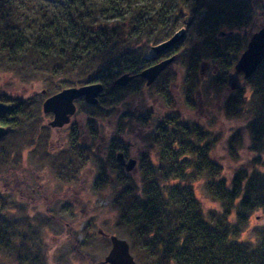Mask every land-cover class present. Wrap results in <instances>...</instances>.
<instances>
[{
  "label": "trees",
  "instance_id": "16d2710c",
  "mask_svg": "<svg viewBox=\"0 0 264 264\" xmlns=\"http://www.w3.org/2000/svg\"><path fill=\"white\" fill-rule=\"evenodd\" d=\"M185 8L188 19L203 12L200 26L205 33H198L202 42L197 48L186 46L194 48L181 58L187 63L186 73L175 74L172 62L152 83L156 98L167 109L150 137L155 161L147 155L137 182L122 174L123 187L115 199L118 224L137 264H264V225L254 238L243 235L253 212L260 211L264 218V59L250 77L242 80L241 88L229 91L223 101L225 115L243 117L247 145L256 153L231 174L225 173L211 153L219 136L205 129L203 123H183L168 111L176 81L185 104H196L201 66L209 55L224 70L230 69L237 49L247 42L239 38L233 43L235 47L223 46L216 43L219 38L214 33L222 24L236 23L243 13L250 18V0H0V72L25 82L40 80L48 84L50 95L71 86L108 84L116 90L113 97L106 98L102 92L97 104L88 105L80 99L78 105L80 112L98 115L102 112L95 110L102 108L99 103L103 98L113 101L106 108L111 113L127 96L138 92H131L134 89L130 86L135 79L142 86L144 80L137 75L142 69L169 54L178 55L174 47L152 59L141 57L151 45L174 33L173 25ZM225 36L231 37L232 32ZM115 62L120 63V69L111 76ZM126 72L134 75L133 79L116 87L114 80ZM221 78L219 87L225 85L226 78ZM2 97L3 137L19 135L29 122L27 129L33 132V112L42 101L30 107L31 102L9 104ZM240 141L238 129L228 139V155L236 154ZM115 149L125 154L118 145ZM76 152L67 163L64 156L52 161L60 178L75 176L80 164L86 162V150ZM110 153L114 165L121 169L112 149ZM16 156L14 146L0 147V167L16 165ZM199 184L210 206L197 197ZM9 224L1 208L2 245L13 242Z\"/></svg>",
  "mask_w": 264,
  "mask_h": 264
},
{
  "label": "rangeland",
  "instance_id": "374dc122",
  "mask_svg": "<svg viewBox=\"0 0 264 264\" xmlns=\"http://www.w3.org/2000/svg\"><path fill=\"white\" fill-rule=\"evenodd\" d=\"M250 3V18L244 17L243 13L239 22L237 20L230 26L222 24L216 27L214 36L219 38L217 44H232L231 47H235L233 43L237 39L247 42L252 33L264 25V1L250 0ZM185 9L181 10L182 16L176 19L172 29L175 32L181 27L185 28L182 40L175 46L178 55L175 54L172 61V70L179 75L186 73L187 63H183L181 58L194 51V48L186 46L190 44L197 48L201 41L198 33H205L200 26L203 12L189 17L185 22L184 16L189 15ZM217 31H230L232 36H218ZM245 47L237 49L228 70H224L223 65L209 57L210 55L206 58L195 91V105L185 104L176 81L172 90L173 104L168 109L176 120L192 125L203 123L205 129L210 133L214 131L219 136L220 140L211 153L224 167L227 175L256 154L247 145L248 134L242 127L243 117L225 115L223 111L224 98L230 91L226 80L224 86L217 85L218 80L223 76L226 78L227 73L232 70ZM142 53L139 56L144 59L154 58L150 48ZM112 65L109 72L111 76H115L120 63ZM135 80L130 89H134L131 92H138L127 96L123 105L117 104L111 113L106 108L113 101H104L102 98L99 104L104 109L95 110L102 113L89 115L79 111L78 104L81 100H76V111L70 122L59 128H51L47 125L51 114L42 113L40 106L33 112V132L27 129L29 122L24 124L19 135L0 139V147L10 145L16 148L15 160L18 161L14 166L8 164L6 166L9 167H0V209H4L13 233L12 243L0 244V264H102L100 262L110 247L108 236L126 239L123 228L118 224L119 210L115 201L123 187L122 174L137 182L141 174V163L147 159V155L155 161L156 151L150 149V137L154 135L156 123L167 111L155 96L156 87L152 84L145 86V81H142L140 87L139 80ZM101 84L102 92H106L104 96L113 97L116 90L108 84ZM49 88L48 84L40 80L25 82L16 76L0 72V99L2 96L6 97L9 104L24 102L26 105L31 102L29 106L32 107L50 95ZM246 90L245 88L244 92ZM238 129L241 140L238 149L234 156L228 155V139ZM117 145L124 149L126 157L136 160V168L132 171L125 172L112 162L110 151L112 149L113 154L116 153ZM154 148L159 149L157 146ZM75 150L77 154L86 150V162L80 164L75 176L71 174L62 179L53 169L52 161H60L64 156L63 162L67 163ZM199 185L197 197L205 206H210L211 202L204 195L202 185ZM260 214V211L251 214L244 236L254 238L264 225V218ZM19 237L23 239L18 241Z\"/></svg>",
  "mask_w": 264,
  "mask_h": 264
},
{
  "label": "water",
  "instance_id": "95a60500",
  "mask_svg": "<svg viewBox=\"0 0 264 264\" xmlns=\"http://www.w3.org/2000/svg\"><path fill=\"white\" fill-rule=\"evenodd\" d=\"M186 16L184 21L187 22ZM185 28L176 30L169 38L157 44L151 45L150 51L156 56L174 48L183 38ZM227 33L219 31L218 36H225ZM174 55L163 58L142 69L137 75L144 79L145 86L152 84L159 74L173 61ZM264 59V25L249 37L245 49L240 53L236 62L226 75V86L230 91L240 89L242 79L250 77L258 65ZM202 67V66H201ZM134 75L124 73L114 80V84L119 87L125 86ZM103 90L99 82L88 83L81 86H71L55 92L41 102V111L44 114H51V119L47 125L51 128H59L70 122L71 116L76 111L75 100L82 99L88 105L98 103V98ZM10 106L6 105V108ZM6 129L0 125V139L5 134ZM115 159L125 172H130L136 168L137 162L132 157H125L119 151L115 153ZM99 232V231H98ZM100 233H102L100 231ZM110 247L103 257L102 263L106 264H137L130 252L127 240L115 235H109Z\"/></svg>",
  "mask_w": 264,
  "mask_h": 264
},
{
  "label": "bare ground",
  "instance_id": "6f19581e",
  "mask_svg": "<svg viewBox=\"0 0 264 264\" xmlns=\"http://www.w3.org/2000/svg\"><path fill=\"white\" fill-rule=\"evenodd\" d=\"M224 32H225V31H224ZM226 33L229 34V32H226ZM227 34H226V35H227ZM248 40H249V39H248ZM247 42H248V41H247ZM246 45H247V43H246ZM231 92H232V91H231Z\"/></svg>",
  "mask_w": 264,
  "mask_h": 264
},
{
  "label": "flooded vegetation",
  "instance_id": "af4514ba",
  "mask_svg": "<svg viewBox=\"0 0 264 264\" xmlns=\"http://www.w3.org/2000/svg\"><path fill=\"white\" fill-rule=\"evenodd\" d=\"M100 263H102V262H100ZM102 264H106V263H102Z\"/></svg>",
  "mask_w": 264,
  "mask_h": 264
}]
</instances>
